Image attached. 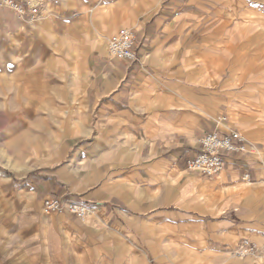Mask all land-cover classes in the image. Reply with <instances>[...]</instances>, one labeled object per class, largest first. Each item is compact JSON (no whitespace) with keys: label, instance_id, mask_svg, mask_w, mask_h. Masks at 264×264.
Masks as SVG:
<instances>
[{"label":"crops","instance_id":"1","mask_svg":"<svg viewBox=\"0 0 264 264\" xmlns=\"http://www.w3.org/2000/svg\"><path fill=\"white\" fill-rule=\"evenodd\" d=\"M36 1L39 16L71 13L72 0ZM166 1L158 20L133 25L136 62L111 59L108 44L93 56L85 75V123L66 135L55 163L16 185L0 176L6 264H27L22 255L31 248L53 254L54 264H62V254L71 264H264V122L242 114L247 152L226 153L219 176L187 169L205 134L241 132L228 113L239 104L238 92L253 88H234L241 62L255 68L264 62V0ZM118 3L137 13V0ZM20 21L0 5L1 30L24 29ZM247 28L256 31L238 32ZM115 32L109 27L101 41ZM241 38L256 49L231 57L226 48ZM223 62H231L226 71ZM69 63L72 79H80L86 62L72 56ZM252 66L245 69L251 75ZM58 86V102L68 103L61 93L67 85ZM223 115L229 120L220 123ZM47 197L89 205L93 214L86 221L46 214ZM243 240L260 252L239 257Z\"/></svg>","mask_w":264,"mask_h":264},{"label":"rangeland","instance_id":"2","mask_svg":"<svg viewBox=\"0 0 264 264\" xmlns=\"http://www.w3.org/2000/svg\"><path fill=\"white\" fill-rule=\"evenodd\" d=\"M104 3L100 6L99 0H72L71 13L65 15L67 19H59L65 17L64 14L56 16L45 12L35 21L21 20L25 28L15 33L0 29V176L4 180L16 185L39 168L55 163L63 139L72 129L76 132L85 123V75L93 56L109 42L101 41V35L105 36L106 30L114 26V36L125 27L137 31L133 28L134 23L158 20L157 11L167 1L137 0V13L123 11L118 0H105ZM42 4L45 6V1ZM96 9L98 11L93 13ZM255 31L252 28L238 30L244 33L243 36ZM226 49L231 57H235L253 52L256 45L241 38ZM72 56L86 62L85 66L87 64L80 79H72L74 67L69 63ZM230 64L223 62L222 69L226 71ZM241 64L243 75L237 78L234 88H253L238 92L239 104L231 107L228 114L232 126L244 133L242 128L247 130L248 126L242 114L264 122V77H261L264 62H258L262 68L253 67L247 60ZM251 66L255 71L253 75L248 72ZM61 83L67 85L66 88L61 86V93L69 101L65 104L59 103L54 94ZM31 250L22 255L28 258L27 264H54L53 254ZM61 256L62 264H71L69 256ZM5 257L6 253L0 254V264H6L2 261Z\"/></svg>","mask_w":264,"mask_h":264},{"label":"built area","instance_id":"3","mask_svg":"<svg viewBox=\"0 0 264 264\" xmlns=\"http://www.w3.org/2000/svg\"><path fill=\"white\" fill-rule=\"evenodd\" d=\"M0 5L10 9L18 19H28L35 21L39 17L40 5L36 0H1ZM137 32L133 29H121L113 36L108 43V55L111 59L125 61L129 63L136 62L138 55ZM227 117H220L219 122H227ZM247 139L235 129H228V132L221 134L220 131H214L205 134L199 139V149L187 163V169L190 172H197L205 176H219L224 170V155L226 153H246ZM245 181H250L249 175L245 176ZM43 210L46 214H71L82 221H86L93 210L89 205L67 201L60 197H47L43 202ZM260 252L256 243L249 240H243L238 247L237 254L240 257L247 258Z\"/></svg>","mask_w":264,"mask_h":264}]
</instances>
